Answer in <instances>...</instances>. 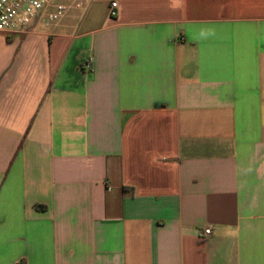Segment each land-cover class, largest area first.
Returning <instances> with one entry per match:
<instances>
[{
  "label": "crops",
  "instance_id": "1",
  "mask_svg": "<svg viewBox=\"0 0 264 264\" xmlns=\"http://www.w3.org/2000/svg\"><path fill=\"white\" fill-rule=\"evenodd\" d=\"M0 264H264V0L0 32Z\"/></svg>",
  "mask_w": 264,
  "mask_h": 264
},
{
  "label": "built area",
  "instance_id": "2",
  "mask_svg": "<svg viewBox=\"0 0 264 264\" xmlns=\"http://www.w3.org/2000/svg\"><path fill=\"white\" fill-rule=\"evenodd\" d=\"M92 0H0V32L7 34L26 32L38 21L44 27L61 22L69 13L85 9ZM110 17L118 15V4L110 5ZM84 69L92 68V61L83 64ZM212 230L206 228L205 235Z\"/></svg>",
  "mask_w": 264,
  "mask_h": 264
},
{
  "label": "trees",
  "instance_id": "3",
  "mask_svg": "<svg viewBox=\"0 0 264 264\" xmlns=\"http://www.w3.org/2000/svg\"><path fill=\"white\" fill-rule=\"evenodd\" d=\"M40 209H44V207L43 206H38Z\"/></svg>",
  "mask_w": 264,
  "mask_h": 264
}]
</instances>
